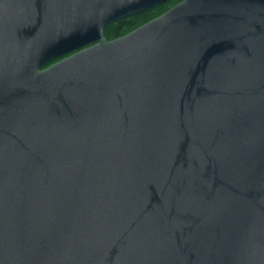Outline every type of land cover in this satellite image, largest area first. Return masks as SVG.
I'll return each instance as SVG.
<instances>
[{
    "label": "water",
    "instance_id": "95a60500",
    "mask_svg": "<svg viewBox=\"0 0 264 264\" xmlns=\"http://www.w3.org/2000/svg\"><path fill=\"white\" fill-rule=\"evenodd\" d=\"M164 1L0 0V264H264V0Z\"/></svg>",
    "mask_w": 264,
    "mask_h": 264
},
{
    "label": "trees",
    "instance_id": "16d2710c",
    "mask_svg": "<svg viewBox=\"0 0 264 264\" xmlns=\"http://www.w3.org/2000/svg\"><path fill=\"white\" fill-rule=\"evenodd\" d=\"M182 0H166L157 4L155 7L142 11L134 16H131L127 19L119 20V22L113 24L109 30L108 35L109 37L120 36L127 33L130 29L135 28L146 21H149L160 14L167 11L170 5H175L176 3Z\"/></svg>",
    "mask_w": 264,
    "mask_h": 264
},
{
    "label": "flooded vegetation",
    "instance_id": "af4514ba",
    "mask_svg": "<svg viewBox=\"0 0 264 264\" xmlns=\"http://www.w3.org/2000/svg\"><path fill=\"white\" fill-rule=\"evenodd\" d=\"M139 13H140V12H139ZM136 14H138V13H136ZM136 14L130 15L129 17H126V18H123V19L130 18L131 16H134V15H136ZM120 20H122V19H120ZM117 22H119V20L110 23V24L106 27L104 34H105V36H106V38H107L108 40H113V39H116V38H118V37H120V36H123V35H125V34L131 32L132 30H134L135 28L138 27V26H137V27H135V28H132V29H130L127 33H125V34H123V35H120V36H115V37H109V36H107V35H108L107 33H108L109 28H110L113 24H115V23H117ZM146 22H147V21H146ZM144 23H145V22H144ZM144 23H143V24H144ZM141 25H142V24H141ZM139 26H140V25H139ZM61 58H62V57H61ZM61 58H58V59L54 60L53 62L58 61V60H60ZM53 62H52V63H53ZM48 65H50V64H48Z\"/></svg>",
    "mask_w": 264,
    "mask_h": 264
},
{
    "label": "rangeland",
    "instance_id": "374dc122",
    "mask_svg": "<svg viewBox=\"0 0 264 264\" xmlns=\"http://www.w3.org/2000/svg\"><path fill=\"white\" fill-rule=\"evenodd\" d=\"M173 5H170L169 7H172Z\"/></svg>",
    "mask_w": 264,
    "mask_h": 264
}]
</instances>
